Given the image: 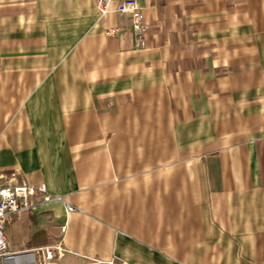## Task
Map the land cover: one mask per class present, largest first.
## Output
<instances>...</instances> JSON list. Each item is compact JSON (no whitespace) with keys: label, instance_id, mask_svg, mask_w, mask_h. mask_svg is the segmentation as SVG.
Returning <instances> with one entry per match:
<instances>
[{"label":"crops","instance_id":"crops-1","mask_svg":"<svg viewBox=\"0 0 264 264\" xmlns=\"http://www.w3.org/2000/svg\"><path fill=\"white\" fill-rule=\"evenodd\" d=\"M140 3L145 51L96 0H0V187L64 200L15 218L10 248L264 264V0Z\"/></svg>","mask_w":264,"mask_h":264},{"label":"built area","instance_id":"built-area-1","mask_svg":"<svg viewBox=\"0 0 264 264\" xmlns=\"http://www.w3.org/2000/svg\"><path fill=\"white\" fill-rule=\"evenodd\" d=\"M99 15L105 18L112 13L127 16L135 35V48L145 51L148 47L149 26L144 22L140 0H96ZM111 37L123 35L120 28L107 32ZM40 201H36L37 198ZM53 201L64 202L60 197H51L44 187H35L27 182L19 185L0 187V264H60L65 250L62 247H38L30 250L14 252L10 248L7 227L22 214L36 210L39 206ZM67 211L75 209L66 203ZM67 227L62 228L65 233ZM94 264H116L110 262H94ZM128 264V263H124Z\"/></svg>","mask_w":264,"mask_h":264}]
</instances>
